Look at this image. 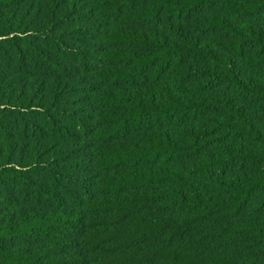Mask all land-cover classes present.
Returning <instances> with one entry per match:
<instances>
[{
  "label": "trees",
  "instance_id": "1",
  "mask_svg": "<svg viewBox=\"0 0 264 264\" xmlns=\"http://www.w3.org/2000/svg\"><path fill=\"white\" fill-rule=\"evenodd\" d=\"M0 264H264V0H0Z\"/></svg>",
  "mask_w": 264,
  "mask_h": 264
}]
</instances>
